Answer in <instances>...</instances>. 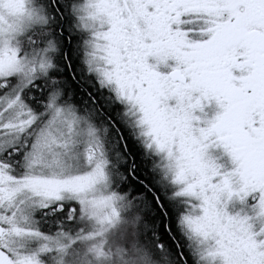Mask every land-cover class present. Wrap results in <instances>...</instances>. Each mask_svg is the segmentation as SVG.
<instances>
[{
  "label": "snow or ice",
  "instance_id": "obj_1",
  "mask_svg": "<svg viewBox=\"0 0 264 264\" xmlns=\"http://www.w3.org/2000/svg\"><path fill=\"white\" fill-rule=\"evenodd\" d=\"M109 126L182 198L149 187L155 260L264 264V0H0V264H45L60 230L131 208Z\"/></svg>",
  "mask_w": 264,
  "mask_h": 264
},
{
  "label": "trees",
  "instance_id": "obj_2",
  "mask_svg": "<svg viewBox=\"0 0 264 264\" xmlns=\"http://www.w3.org/2000/svg\"><path fill=\"white\" fill-rule=\"evenodd\" d=\"M76 101L82 102V98L79 94L76 97ZM124 107L123 104L114 102L110 107V111L113 114H119L123 111ZM120 119L122 121L121 128L126 130V124L123 122L124 117L121 116ZM102 120L103 117H98L96 121L97 124ZM106 136L108 140L106 149L108 150V158L110 161L108 171L113 180V188L116 192L125 194L126 199L130 200L132 204L130 209L121 208V221L127 222L133 219L134 223H137V229L133 234H128L127 237L134 235V239L135 237L138 238L142 243V248L149 254V257L153 258L152 250L148 247L147 239H141L143 231L145 230L155 235L157 225L160 223L159 212L152 204V193L149 192V187L154 186L165 194V202L173 212L181 207L180 201L182 199L172 195L174 193V186L169 181L168 177H165L157 155L153 154L142 144L137 143L135 144L134 156L128 157L118 146L115 129L109 126ZM133 164L136 166L135 173L137 175L129 176L128 170ZM134 223H128V228L131 226L132 228H130L132 231ZM126 241H128L127 238ZM181 241L183 243V238H181ZM165 243L171 247L170 242L165 240ZM166 261L168 262V260L164 258L157 262L166 264Z\"/></svg>",
  "mask_w": 264,
  "mask_h": 264
},
{
  "label": "rangeland",
  "instance_id": "obj_3",
  "mask_svg": "<svg viewBox=\"0 0 264 264\" xmlns=\"http://www.w3.org/2000/svg\"><path fill=\"white\" fill-rule=\"evenodd\" d=\"M148 150L158 156L160 165L164 163L160 154ZM168 179L170 181L169 177ZM173 186L175 193L177 186ZM109 189L115 191L113 180ZM120 214L121 207L117 206L115 209H108L101 218L85 216L68 226L67 230H60L62 235L47 242L48 256L45 264H127L131 260L136 261V264H163L149 257L138 238L134 239V235L127 237L137 229V223L133 219L122 222ZM128 223H134L133 231L131 226L128 228ZM166 264L169 262L166 261Z\"/></svg>",
  "mask_w": 264,
  "mask_h": 264
},
{
  "label": "clouds",
  "instance_id": "obj_4",
  "mask_svg": "<svg viewBox=\"0 0 264 264\" xmlns=\"http://www.w3.org/2000/svg\"><path fill=\"white\" fill-rule=\"evenodd\" d=\"M127 264H136V261L131 260V261H128Z\"/></svg>",
  "mask_w": 264,
  "mask_h": 264
}]
</instances>
